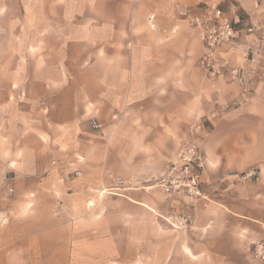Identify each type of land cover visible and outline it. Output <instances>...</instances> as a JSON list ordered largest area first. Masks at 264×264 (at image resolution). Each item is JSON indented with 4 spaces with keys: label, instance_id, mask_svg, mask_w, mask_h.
<instances>
[{
    "label": "crops",
    "instance_id": "crops-1",
    "mask_svg": "<svg viewBox=\"0 0 264 264\" xmlns=\"http://www.w3.org/2000/svg\"><path fill=\"white\" fill-rule=\"evenodd\" d=\"M20 1L23 7L32 8L27 14L137 16V71L125 75V79H131L137 90L140 159L145 161L153 155L164 161V151L183 142L191 132L204 156L206 198L166 195V214L186 213L190 224L184 229L152 225L153 211L162 208L150 189L160 187H137L134 199L129 196L130 201H124L135 209L132 217L137 226L128 238L133 240V250L116 242L119 237L107 235L100 243L104 260L108 259V264L113 259L117 264H127L137 250V255L148 257L151 264H256L250 259L251 249L253 243L264 239V0H216L230 17L242 19L241 26L259 28L222 49L223 57L251 72L246 84L227 76H207L199 65L204 50L199 29L179 15L184 8L199 15L204 5L214 0ZM248 45L253 54L244 49ZM35 157V152L27 151L23 160ZM141 165L137 157V168ZM27 168L29 171L33 167ZM251 170L257 177L241 178ZM12 172L0 168V264H13L14 255L29 256L30 239L36 241L32 255H37L39 264H75L66 253L67 243L60 242L70 238L46 232L42 211L33 218L32 232L29 216L21 220L17 232L14 223L5 220L9 209L5 193L9 189L29 191V186L14 188L13 179L8 178ZM22 174H26L24 167ZM105 192L100 190L101 194ZM23 203L27 201L23 199ZM90 203L95 204L92 200ZM37 207L41 208L42 203ZM163 235L166 242L159 243L157 237ZM89 236L77 237L84 250L77 256V264L91 262L90 252L97 239ZM14 240L21 243L15 246Z\"/></svg>",
    "mask_w": 264,
    "mask_h": 264
},
{
    "label": "rangeland",
    "instance_id": "rangeland-1",
    "mask_svg": "<svg viewBox=\"0 0 264 264\" xmlns=\"http://www.w3.org/2000/svg\"><path fill=\"white\" fill-rule=\"evenodd\" d=\"M32 11L20 0H0V168L13 169L8 178L14 188L29 186L28 192L5 193L9 202L5 220L13 222L17 232L21 220L29 216L32 232L40 210L45 213L46 232L70 238L60 242L67 243L66 253L75 264L84 251L77 237L87 234L99 242L95 240L89 264H108L102 237H119L116 242L133 250L128 238L137 226L135 209L124 201L134 199L137 187L154 184V177L176 161L184 147H201L191 132L164 151V161L153 155L140 159L137 90L131 79H125L137 71V16L27 14ZM27 151L39 158L23 160ZM137 157L142 164L138 168ZM159 189H150L162 208H155L151 220L165 229L172 225L165 219L170 215L165 212L167 194ZM157 240L165 243L166 237ZM28 244L30 255H14L13 264H39L32 255L36 241ZM250 259L264 264L252 255ZM113 260L111 264H117ZM127 264L151 262L136 250Z\"/></svg>",
    "mask_w": 264,
    "mask_h": 264
},
{
    "label": "built area",
    "instance_id": "built-area-1",
    "mask_svg": "<svg viewBox=\"0 0 264 264\" xmlns=\"http://www.w3.org/2000/svg\"><path fill=\"white\" fill-rule=\"evenodd\" d=\"M179 15L187 19L191 26L199 29L204 43L199 65L207 76L211 78L227 76L233 82L246 84L251 72L232 64L229 58L223 57L222 49L238 42L245 33H254L259 28L255 25L241 26L242 19L230 17L221 2L216 0L204 5L199 15L185 8L179 11ZM244 49L248 53L254 52L251 45ZM203 169V153L197 144H191L180 151L176 161L171 162L164 171L154 177V184L169 196L182 194L194 198H206ZM255 174L256 172L251 170L241 177L245 179ZM165 219L176 229H184L190 224V217L186 213L169 215ZM251 255L264 262V239L253 243Z\"/></svg>",
    "mask_w": 264,
    "mask_h": 264
}]
</instances>
